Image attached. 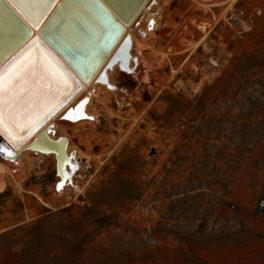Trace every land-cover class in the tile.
I'll list each match as a JSON object with an SVG mask.
<instances>
[{
  "label": "rangeland",
  "instance_id": "rangeland-1",
  "mask_svg": "<svg viewBox=\"0 0 264 264\" xmlns=\"http://www.w3.org/2000/svg\"><path fill=\"white\" fill-rule=\"evenodd\" d=\"M159 7L121 101L92 95L96 126L68 130L80 190L56 194L55 157L22 154L21 190H0V264H264V0ZM234 9L251 29L226 22Z\"/></svg>",
  "mask_w": 264,
  "mask_h": 264
},
{
  "label": "bare ground",
  "instance_id": "bare-ground-1",
  "mask_svg": "<svg viewBox=\"0 0 264 264\" xmlns=\"http://www.w3.org/2000/svg\"><path fill=\"white\" fill-rule=\"evenodd\" d=\"M200 1L215 2V0ZM52 4L53 2L51 5ZM43 5L44 0H40V2L32 8L33 13L41 11ZM1 19H3L6 24L1 23ZM161 20L162 16L159 7V0H144L131 21L122 24L123 32L117 41L103 55H100L101 60L99 64L87 80L82 81L81 89L75 92L69 100H67V102L59 108V110H57L43 126H41L40 129H38L19 147H12L7 142H2V139H0V190H2L7 183H11L17 191L21 190L19 184L21 176H17V174H19L20 170L24 168V166L22 167V164L24 163L22 154L24 153L29 154L34 158H39L44 155H53L55 157V176L57 180L54 188L56 194H65L69 196L71 193L80 190L75 179V174L83 169V166H85L87 161L80 159L81 153L76 149H73V145L70 142L71 136L68 133V130H71L72 133H86V131L91 132L96 126L94 120L96 119L97 110L91 104L92 95L97 99H100L101 94L108 95L113 93L117 100L120 99L122 94L125 93V91H123L124 89H121V91L117 89L122 71L127 69L129 72H133L134 64L137 65L140 63V60H143L142 47L145 45V42H147L158 29H163L166 25L162 24V26ZM202 28H204V25ZM6 29L18 33L17 27L8 20V17H5V14H3L0 9V30L6 32ZM143 30L146 33V36L144 35L145 37L142 38L140 35ZM32 33L37 34L38 31L34 29ZM14 39L15 34L5 35L4 33H0V53L6 47H15V45H13V42H15ZM189 45L190 43H188V46ZM93 46H95V44L90 41L86 44V47L88 48ZM131 50H133V52ZM97 55L98 53L96 56ZM109 84L111 87H109ZM7 99V96L4 97V100L7 101ZM84 100H87V103L83 104L79 112L73 113L75 117L74 119L68 120L63 118L67 115L68 111L81 104ZM86 117H92L93 119L91 120ZM56 135L60 136L57 137ZM35 137L40 138L39 142L37 143L35 139V141L27 147ZM42 137L54 142V148L50 149L43 147L44 138ZM8 152H11L12 154L8 155ZM12 155H14V157H12ZM84 159H87V156L84 157ZM73 165H76V167L73 168ZM60 185L63 186L61 187Z\"/></svg>",
  "mask_w": 264,
  "mask_h": 264
},
{
  "label": "water",
  "instance_id": "water-1",
  "mask_svg": "<svg viewBox=\"0 0 264 264\" xmlns=\"http://www.w3.org/2000/svg\"><path fill=\"white\" fill-rule=\"evenodd\" d=\"M39 2L40 0H37V2L36 0H23V6L26 10L33 12L32 8ZM46 2L48 5L47 19L44 20L40 28H35L25 23L22 15L12 6V3H9V0H0L1 12L17 27L18 31V33H15L8 29H6V32L0 30L1 34H15V42H13L15 47H6L0 53V69H7L4 72L6 78L8 73L16 67V65L9 67L13 58L17 57L34 40L38 41L35 47L24 52V55L16 63L18 65L29 57H35L39 54L54 64V61L48 57V52H51L52 57L59 60L72 73L75 80L79 82V87H77L69 81V88L74 89V91L70 96L64 98V103L59 107L61 108L75 92L81 89L82 81L87 80L99 64L100 55H103L117 41L123 32L122 24L131 21L144 0H58L57 7H51L52 0H46ZM13 3L21 4V0H13ZM43 11H45V0L41 11L38 12ZM3 19H1V23L6 24ZM34 29L38 31L37 34L32 33ZM89 41L94 43L95 46L86 47ZM41 45H43V48H41ZM44 49H47V52ZM5 102L7 101L5 100ZM35 132L27 135L25 129L22 133L13 134L17 137L26 135L27 140ZM42 138H44L43 147L54 148V142L45 137ZM0 139L12 147H19L26 141L13 145L4 135H0ZM35 139L38 143L40 138L35 137L27 147Z\"/></svg>",
  "mask_w": 264,
  "mask_h": 264
},
{
  "label": "snow or ice",
  "instance_id": "snow-or-ice-1",
  "mask_svg": "<svg viewBox=\"0 0 264 264\" xmlns=\"http://www.w3.org/2000/svg\"><path fill=\"white\" fill-rule=\"evenodd\" d=\"M9 3H12V6L18 10L25 23L32 27L40 28L47 19L46 0L45 11L35 13L26 10L23 0L21 4L13 3V0H9ZM57 6L58 0H53L52 7ZM37 42L34 40L24 51L13 58L9 67L11 68L12 65L16 67L8 73L6 78L4 72L7 69H0V135L6 136L13 145L23 143L27 138L26 135L17 137L13 133H22L26 129L27 135H31L64 103V98L72 94L74 89L69 88V81L79 87V82L75 80L72 73L59 60H55L51 52H48V57L54 61V64L38 54L17 65L16 62L20 60L24 52L35 47ZM44 51L47 52V49ZM109 87H111L110 84ZM6 96L8 97L7 102L4 100ZM85 103L87 100L68 111L63 118L74 119L73 113L79 112ZM75 167L76 165H73V168Z\"/></svg>",
  "mask_w": 264,
  "mask_h": 264
},
{
  "label": "built area",
  "instance_id": "built-area-1",
  "mask_svg": "<svg viewBox=\"0 0 264 264\" xmlns=\"http://www.w3.org/2000/svg\"><path fill=\"white\" fill-rule=\"evenodd\" d=\"M230 26H234L236 30L245 32L252 28L255 23V14H250L243 9H234L227 17L226 21ZM149 201L144 200L137 208L138 214H143L148 211ZM255 211L260 215H264V181L260 187L256 203ZM145 241L148 245L154 246L158 243L157 238L151 233L145 235Z\"/></svg>",
  "mask_w": 264,
  "mask_h": 264
}]
</instances>
